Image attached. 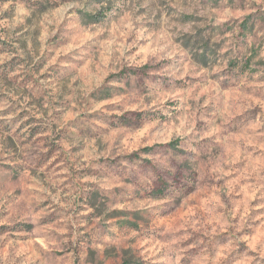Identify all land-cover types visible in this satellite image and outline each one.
<instances>
[{
  "label": "rangeland",
  "instance_id": "374dc122",
  "mask_svg": "<svg viewBox=\"0 0 264 264\" xmlns=\"http://www.w3.org/2000/svg\"><path fill=\"white\" fill-rule=\"evenodd\" d=\"M0 264H264V0H0Z\"/></svg>",
  "mask_w": 264,
  "mask_h": 264
}]
</instances>
